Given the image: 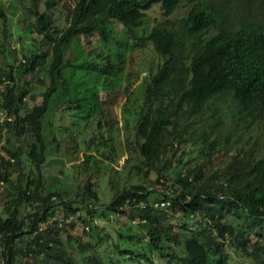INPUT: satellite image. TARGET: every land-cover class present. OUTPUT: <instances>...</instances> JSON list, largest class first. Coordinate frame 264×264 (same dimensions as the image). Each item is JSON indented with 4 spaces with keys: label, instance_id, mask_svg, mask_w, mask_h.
<instances>
[{
    "label": "trees",
    "instance_id": "16d2710c",
    "mask_svg": "<svg viewBox=\"0 0 264 264\" xmlns=\"http://www.w3.org/2000/svg\"><path fill=\"white\" fill-rule=\"evenodd\" d=\"M182 1L28 0V16L15 30L22 58L10 59L1 39L0 181L9 185L0 201V264H21L22 256L23 264H243L231 257V250L252 264H264V146L259 157L253 149H230L240 124L256 123L264 134V22L245 19L248 9L232 24V13L220 0H186L191 2L186 14L170 18ZM156 5L161 18L138 34L135 28L146 9ZM6 20L0 0L2 25ZM115 27L124 42L109 35ZM81 36L90 43L86 50ZM71 43L78 52L73 58L66 55ZM134 54H139L136 73L146 71L138 98L127 94ZM27 74L43 85L40 101L30 106L28 100L36 97L27 87ZM107 74H117L119 86L122 76L127 81L122 86L123 126L133 132L138 161L131 167L141 179L115 188L100 210L124 214L142 228L115 227L113 234L93 235L91 199L97 194L88 177L77 193L86 199L88 215H77L86 235L81 241L72 232L75 221H64L75 207L56 190L42 194V119L46 111L67 108L86 118L101 117L105 87L95 78ZM223 94L238 104L236 113L215 106L214 98ZM24 133L33 139L22 149L15 138ZM181 144L195 145L200 161L190 166L195 155L175 156ZM189 151L194 150L182 153ZM222 152L228 158L213 163ZM171 159L181 168L174 169ZM152 171L154 181L165 187L174 172V189L149 188ZM161 198L169 204L154 207L152 202ZM55 204L66 212L49 220Z\"/></svg>",
    "mask_w": 264,
    "mask_h": 264
},
{
    "label": "rangeland",
    "instance_id": "374dc122",
    "mask_svg": "<svg viewBox=\"0 0 264 264\" xmlns=\"http://www.w3.org/2000/svg\"><path fill=\"white\" fill-rule=\"evenodd\" d=\"M1 1L7 13V20L4 25H2V21H0V41L2 39V42L6 46V55L10 59H15V61H17L22 57L20 56V42L16 39L15 30L18 27V23H20L18 21L28 16L26 15L28 0ZM220 2H223V4L229 8V12L232 13V24H237V20L240 18L239 15H241L240 13L248 9L249 14H247V17L245 16V19L264 22V0H220ZM190 4L191 2L183 0L169 17L178 18L185 15ZM246 13H248V11ZM159 18H161V14L158 5L146 9L141 24L135 28L136 32L138 34L144 33L149 29L153 20ZM3 27L6 31L5 36H3L1 30ZM117 28L120 29V27ZM117 28L115 27V31L109 32V35L111 38L113 37L124 42L123 40L125 39L122 33H120L121 30ZM94 38L95 36H92L91 40ZM86 40V37H80L82 44L81 48L84 50H86L90 44ZM12 48H14V50ZM109 50H111V48H109ZM75 54L78 55L76 46L74 43H71V48L67 50L66 55L69 58H73ZM138 57L139 54H134L132 63L129 64L130 68L134 70L133 73H129V78L132 79V81L130 91L128 90L129 93L127 94L130 98L139 97L141 77L146 72L142 70L141 73H136L137 64H139ZM2 59L3 54L0 52V64ZM26 78L30 80L27 87L36 97L34 100H28V106H30L34 102L40 101L39 91L43 88V85L37 83L30 74H27ZM95 80L103 87L107 88V90L102 88L101 91V93H104L103 114L101 117L100 115H93L86 118L83 116V112L76 111L74 108H67L62 110V112L60 110H55L51 113L46 111L42 119V133L45 140V159L41 165L44 175L42 194L50 190H56L64 201H67L70 205L75 207V210L68 211L69 214L67 218L75 221L72 232L76 233L81 241L86 239V235L81 231L83 224L81 219H77V215L81 218H87L88 215L85 209L86 199L82 200L77 196V193L88 177L97 194V199H91L92 204L96 208L92 214L93 220H96V226L90 229L93 235L103 232H111L113 234V229L115 227L134 231H141L142 228L138 225L136 220L129 221L124 214L113 212L105 208V211L100 210L103 204L110 201L115 188L120 189L125 185L127 186L128 183L136 182L141 179V174L138 175L134 173L135 169L131 167L134 161H138V157L134 155L133 132L123 126L124 117L121 102L124 100L125 96V92L122 89L123 84L127 83L125 76H122L123 81L120 86L117 74L111 76L107 74L104 78L97 75ZM214 99L216 102L215 106L217 105L219 109L226 111V113H236V106L238 104L233 101L230 95L223 94ZM99 118L101 122L100 125L97 124ZM237 131H239V135L237 139L231 143V151L237 148H243L247 151L253 149L254 156L259 157L262 154L261 147L264 146V134L260 130V126L256 123H251L248 127H244L240 124L238 125ZM89 137L93 139L87 144ZM165 138L169 140L171 135L166 134ZM32 139V135L24 133L16 137L15 141L24 149L26 144ZM103 149L104 151L101 152ZM190 149L194 151L182 153V150ZM171 152L172 150L167 152V158H170ZM180 154L183 160L195 155V158L190 162V166L200 161V154L195 152V145L190 146L189 144H181L175 156ZM228 155L229 153L226 152L217 153L212 162L215 163L220 160H226ZM126 156H128V158H125ZM22 160L24 169L27 170L29 162L24 155H22ZM172 165H174V169L181 168V166L176 164L175 160H172ZM168 175L169 178L166 179V184L168 185L165 187L160 184V181H154L156 173L152 171L149 174L151 182L147 184L148 187L155 189L157 192L164 188L172 191L175 187L171 179L174 177V172ZM7 185L9 184H6V182L0 183V201H2L1 196ZM156 194L160 195L159 193ZM19 209L21 214L25 213V208L22 205L19 206ZM52 211L54 215L50 216L49 220L53 217L62 218L66 209L60 204H55ZM61 236L63 240L64 231L61 232ZM66 250H71V247L67 245ZM231 257L237 262L252 264L250 258H242L232 250ZM77 258L78 255L75 254L74 259ZM23 260L24 257H20L21 264H23ZM57 264L63 263L59 262Z\"/></svg>",
    "mask_w": 264,
    "mask_h": 264
},
{
    "label": "built area",
    "instance_id": "2783aa9c",
    "mask_svg": "<svg viewBox=\"0 0 264 264\" xmlns=\"http://www.w3.org/2000/svg\"><path fill=\"white\" fill-rule=\"evenodd\" d=\"M1 116H2V114H1V112H0V120H1ZM0 183H2V181H0ZM152 204H153V206L154 207H157V208H159V207H165L166 205H168L169 204V200H168V198H161V199H159V200H154L153 202H152ZM143 204L141 203V206H142ZM52 219V218H51ZM70 218H65L64 219V221H68ZM143 220V219H142ZM93 221H95V220H93ZM134 221V220H133ZM58 224H60L59 222H58ZM85 227H87V226H85Z\"/></svg>",
    "mask_w": 264,
    "mask_h": 264
}]
</instances>
